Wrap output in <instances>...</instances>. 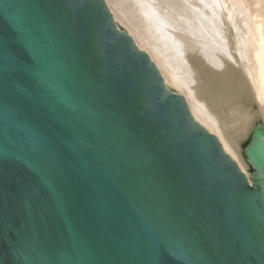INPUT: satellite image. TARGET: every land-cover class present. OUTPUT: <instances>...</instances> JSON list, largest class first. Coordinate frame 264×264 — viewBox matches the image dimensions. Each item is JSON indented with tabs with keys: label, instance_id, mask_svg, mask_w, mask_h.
I'll list each match as a JSON object with an SVG mask.
<instances>
[{
	"label": "water",
	"instance_id": "obj_1",
	"mask_svg": "<svg viewBox=\"0 0 264 264\" xmlns=\"http://www.w3.org/2000/svg\"><path fill=\"white\" fill-rule=\"evenodd\" d=\"M243 170L106 0H0V264H264V119Z\"/></svg>",
	"mask_w": 264,
	"mask_h": 264
},
{
	"label": "bare ground",
	"instance_id": "obj_2",
	"mask_svg": "<svg viewBox=\"0 0 264 264\" xmlns=\"http://www.w3.org/2000/svg\"><path fill=\"white\" fill-rule=\"evenodd\" d=\"M106 1L194 118L250 170L233 131L255 110L264 119V0Z\"/></svg>",
	"mask_w": 264,
	"mask_h": 264
},
{
	"label": "rangeland",
	"instance_id": "obj_3",
	"mask_svg": "<svg viewBox=\"0 0 264 264\" xmlns=\"http://www.w3.org/2000/svg\"><path fill=\"white\" fill-rule=\"evenodd\" d=\"M250 170H252L253 171V169L251 168Z\"/></svg>",
	"mask_w": 264,
	"mask_h": 264
}]
</instances>
